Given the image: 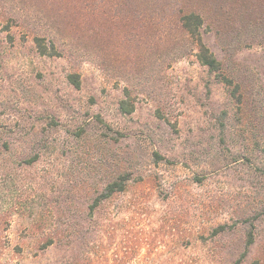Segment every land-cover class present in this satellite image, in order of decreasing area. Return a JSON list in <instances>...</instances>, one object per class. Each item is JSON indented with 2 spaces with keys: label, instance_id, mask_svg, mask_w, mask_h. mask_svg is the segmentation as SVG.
I'll list each match as a JSON object with an SVG mask.
<instances>
[{
  "label": "rangeland",
  "instance_id": "1",
  "mask_svg": "<svg viewBox=\"0 0 264 264\" xmlns=\"http://www.w3.org/2000/svg\"><path fill=\"white\" fill-rule=\"evenodd\" d=\"M249 230L264 264V0H0V264H235Z\"/></svg>",
  "mask_w": 264,
  "mask_h": 264
},
{
  "label": "trees",
  "instance_id": "2",
  "mask_svg": "<svg viewBox=\"0 0 264 264\" xmlns=\"http://www.w3.org/2000/svg\"><path fill=\"white\" fill-rule=\"evenodd\" d=\"M201 23V18L198 14L195 13H190L188 15H185L183 18V27L186 28L187 30H190V26H199ZM199 49L197 52V60L199 61L200 64L206 66L209 71L214 72L215 74L218 75L219 79L223 81L227 85L232 84V80L229 79L228 77L222 75L223 73L220 72V62L217 60V58L214 56V54L210 51V49L205 46L202 42L198 43ZM70 81L74 84H78V80L76 75H70L69 76ZM234 87L233 89H235ZM232 94L233 91H232ZM121 108H125V106L121 105ZM131 178L130 173H118L115 179H112L111 181L107 182L103 187L100 193L94 197L92 200L91 204L89 205L90 211H93L98 204L111 197L115 193H120L123 192L126 187L127 183ZM224 224H219L216 225L213 229L214 232L221 231L224 228ZM55 236L56 234H51L47 233L45 235V240L42 243V248H45L55 242ZM254 240V233L252 230H249L247 233V238H246V243H245V248L244 251L241 253L240 257L236 260L235 264H241L242 259L245 256V253L247 251V248L252 244ZM255 264V263H253Z\"/></svg>",
  "mask_w": 264,
  "mask_h": 264
}]
</instances>
